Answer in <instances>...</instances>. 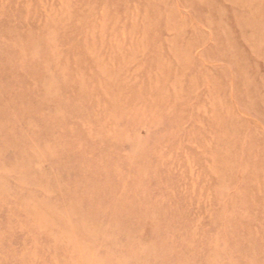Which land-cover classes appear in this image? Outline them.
Returning <instances> with one entry per match:
<instances>
[{
	"label": "rangeland",
	"instance_id": "obj_1",
	"mask_svg": "<svg viewBox=\"0 0 264 264\" xmlns=\"http://www.w3.org/2000/svg\"><path fill=\"white\" fill-rule=\"evenodd\" d=\"M0 264H264V0H0Z\"/></svg>",
	"mask_w": 264,
	"mask_h": 264
}]
</instances>
